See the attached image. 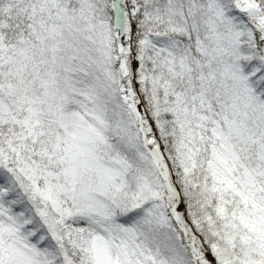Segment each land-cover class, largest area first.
I'll list each match as a JSON object with an SVG mask.
<instances>
[{"label":"snow or ice","instance_id":"obj_1","mask_svg":"<svg viewBox=\"0 0 264 264\" xmlns=\"http://www.w3.org/2000/svg\"><path fill=\"white\" fill-rule=\"evenodd\" d=\"M0 264H264V0H0Z\"/></svg>","mask_w":264,"mask_h":264}]
</instances>
